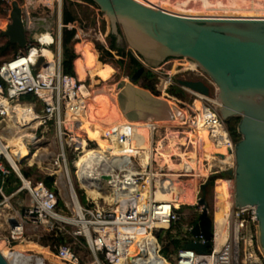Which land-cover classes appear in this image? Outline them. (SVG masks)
I'll use <instances>...</instances> for the list:
<instances>
[{"label": "built area", "instance_id": "built-area-1", "mask_svg": "<svg viewBox=\"0 0 264 264\" xmlns=\"http://www.w3.org/2000/svg\"><path fill=\"white\" fill-rule=\"evenodd\" d=\"M53 1H50L51 6L54 4ZM55 2L60 13L61 0H55ZM21 10L22 21L26 17L28 23L32 20L42 22L44 19L41 15L33 18L34 16L27 8H21ZM67 26L75 28L74 23H68ZM45 36H48L49 39L46 40ZM75 37L76 35H74ZM54 43H56V47L52 49L50 45ZM24 47V51L0 64V126L2 129L7 126L8 112L3 102L11 104L15 100L21 102V99H23L21 103L29 104L35 109L41 120L40 125L52 120L57 128L60 146L58 153H60L67 178L70 181L65 148L68 146L73 151L75 161L82 151V144L79 135L74 133L75 130H78V121L70 118L69 114L77 113L86 106L87 99L90 97V89L86 86L85 81L78 80L75 74L65 75L62 73L61 43H59L58 36L54 38L52 33L43 28L36 32H28ZM43 47L49 49L50 55L42 52ZM39 56H42L44 60L38 69H33L32 66L37 62ZM137 58L142 63L138 56ZM184 59L188 60V58ZM189 61L192 60L189 59ZM197 68L198 66L189 70L193 71ZM148 70L153 72L155 68H148ZM202 74L204 78L195 80L202 81L209 87V91L212 85L215 88L214 94L209 93L206 96L181 87L176 83V80H172L170 75L164 79H160L159 76L157 78L160 79L161 89L167 90L171 85H176L192 96L188 102H181L182 105L174 103L175 110L171 109L173 116L183 121L184 126L182 127L186 128L178 129L174 133L177 136L181 135L178 137H183L188 132H194L198 127L205 128L207 135L215 144L226 147L225 149L230 152L231 162L220 164L214 161L209 166L205 160L201 166L206 172L202 174L199 171L196 172L191 159L186 158L183 168L173 171L167 162L161 164L156 157L155 133L158 130L157 127L147 129L148 139L150 138L151 141L149 144L143 145L141 141L144 135L139 132L140 129H127L116 125L112 129H107L104 137L114 145L126 147L129 152L120 153L121 156L127 155V159L112 162L109 171H104V174H101V176L109 175L111 177V181L108 183L110 201H106L102 197L97 203L87 196L85 202H80L72 189L77 203L73 201L70 190L69 205L72 207V212L67 215L58 208L57 192L46 187L41 181H31L24 177L21 169H13L3 153L0 152V177L3 179L10 171H13L20 181L18 187L9 194L4 192L0 184V218L3 219L6 227V242L14 243L23 240L25 228L30 225L34 228H42L46 234L60 235V241L54 245L53 255L64 264H123V260L127 258H131L136 264L142 262L141 256L146 253L153 255V257L151 255L150 264H247V257L245 259L242 252L241 237L243 233L246 236V252L250 244L252 227L255 235L257 234L258 241L255 208L249 205L235 207L232 203L226 235H223L224 229L218 231L215 219L211 218L212 237L205 252L181 246L175 249L171 256L161 253L162 247L158 236L178 222L179 206L184 204L180 203L178 207L174 205L173 202L177 200L179 194H176L173 200L156 198L159 189L166 188L165 184H162L163 181L173 182L174 177H194L198 179L200 186V184L208 182V178L214 174L226 173L232 170L233 166L234 142L226 127V120L221 117L218 111L220 104L217 99V88L205 73ZM29 96H33V99H25ZM36 105L40 107L39 110ZM66 137H70V140ZM90 142L95 143L87 140L86 147L95 148L96 144L90 146ZM32 145L29 144V148ZM143 153H147L148 156L144 158ZM2 158L10 167L4 165ZM74 161L72 162L73 166ZM23 193L27 196L28 203H19V207H12L11 200ZM4 208L8 210L6 214H4ZM196 222L197 219L194 223ZM194 223L183 226L184 236L181 239L184 242L194 241L203 244L205 239L200 233L195 236L191 234ZM186 233L190 234L191 238H188ZM70 238L81 241L88 256H82L77 252L69 241ZM133 246L137 247V252H140L139 256H136V252L132 251ZM48 248H50L49 245ZM242 257H244L243 262L241 261ZM253 262L259 264L256 263V260Z\"/></svg>", "mask_w": 264, "mask_h": 264}, {"label": "water", "instance_id": "water-1", "mask_svg": "<svg viewBox=\"0 0 264 264\" xmlns=\"http://www.w3.org/2000/svg\"><path fill=\"white\" fill-rule=\"evenodd\" d=\"M91 1L103 13L100 42H104L107 32L114 33L142 61L129 81H120L117 88L131 87L146 102L159 100L134 83L146 67L156 68L168 58L184 57L194 61L217 88L221 117H239L236 130L240 138L233 144L234 167L226 173L234 179V206L255 208L258 244L264 254V18L188 17L136 0ZM21 16L18 2L13 1L10 22L2 32L10 42L23 47L27 33L39 31L42 22L28 23L27 17L22 21ZM61 27L60 23L59 43ZM43 60L39 56L32 68L38 69ZM176 83L206 96L210 93L199 80L178 78ZM102 177L111 181L109 175ZM207 187L208 182L199 186L202 194L197 205L201 211L191 228V234L200 233L205 242L188 241L183 245L198 252L207 250L212 237V219L205 199ZM0 264H11L1 250Z\"/></svg>", "mask_w": 264, "mask_h": 264}, {"label": "rangeland", "instance_id": "rangeland-1", "mask_svg": "<svg viewBox=\"0 0 264 264\" xmlns=\"http://www.w3.org/2000/svg\"><path fill=\"white\" fill-rule=\"evenodd\" d=\"M13 1H17L19 4V7L27 8L31 12L32 16H34L33 18H36L35 16H39V15L44 17L43 14L45 15V13L46 14L48 13L49 17L48 18L44 17L45 20L44 19L42 20L43 26L41 28L47 29L50 33H52L54 38L55 37L57 38L58 30H59V23L61 22V12L59 14V12L57 10V3L55 2V0L53 1L54 4L52 6L50 4L51 0H30V1L29 0H5V2H4L5 4L0 3V31L4 30L7 26V24L10 22L9 13L11 10V3ZM137 1L143 3L147 6H151V7H158V8L166 7L168 9L174 10V8H172L170 5L175 3L178 0H137ZM226 1L225 0H218V1L217 0H215V1L214 0L213 1L212 0H206L207 4L204 5L203 0H192L190 2L191 5L189 7H192L194 13H196V14H214V15H227V16L228 15H237L238 16V15H257V14H259V12L257 11V9H254L256 7V4L259 2L260 3L262 2L261 4L264 6V0H256L257 2L255 0H243V2L241 0H226ZM211 3H213V4H211ZM63 4L71 6L77 15V20L73 23L75 25V35L79 34V36H80V40L78 39L79 43L77 45L78 50H79V58L81 57L80 58V65L82 67L85 66L83 63V59H86V58L91 62V66H90L91 69L88 68V70H87V73H88L87 80L86 81L84 80L86 86H88L90 88V93L92 92V89H93V88L91 89L90 84H92L94 86H100V88L102 86L110 87L112 90V91H110L111 92L110 101H111V103L118 105L120 107V98L121 97L119 94H121L120 92L122 90H121V87L117 88V84L120 81H126V82L129 81V78L131 76H130V68H129V61H128L127 54L131 52L132 55L137 58L136 54L128 48V46L126 45V43L122 39H120V41H118V45L124 50V53L126 55L121 56L116 50L111 49L109 47V33L108 32L105 36L104 42H100L103 13L99 10V8L97 6H95L91 3H88L86 1H83V0H61V10H62ZM236 4H237V7H236ZM210 5H212V6H210ZM207 6L208 7L210 6L209 9ZM245 6H247V7H245ZM234 8L237 10H235ZM241 9L242 10L244 9V10L242 11ZM250 9H252V10H250ZM245 10H247V11H245ZM261 13L264 14V11H262ZM230 17H233V16H230ZM242 17H245V16H242ZM115 30H116V32L118 31V29L116 27H115ZM5 40H6V37H3V38L0 37V45H3ZM93 42L99 48L104 50V52H105L104 53L105 54L104 60H103V62H101L100 65H98L94 61H92L93 51L95 52V54H98V55L100 53V51H96V49L94 48V46L92 44ZM50 47L52 49H54L56 47V43L50 45ZM71 47H72V44H71ZM80 49H81V51H80ZM109 49H110L111 56H108L107 52H106V50L108 51ZM8 56H9V54L3 55V56L0 55V62L3 61ZM81 60H82V63H81ZM195 67H196V65L192 64L189 61V59L188 60L184 59V58H178V59L177 58H168V59H166L165 62H163L160 66L156 67L155 70L153 71L154 77L152 78V82L154 84L156 92L152 93L150 90L149 91L154 96H157L158 98H164L166 100L173 101L176 105H179L181 102H188L192 98V96L189 93H187L186 91L183 90L185 92L184 97L172 96L169 93H167V90L165 88H163V89L160 88L161 87L160 86V79L166 78L167 75H170L172 80H176L178 78L183 79L186 77H193L195 79L196 78H204V76L202 74L203 72L199 68H197L196 70H193V71L189 70V69H194ZM73 68H74V64H73ZM146 69H148V68L146 67ZM74 74H75V70H74ZM157 76H159L160 79H158ZM134 85L144 88L141 85L140 80L135 82ZM144 89H146V88H144ZM146 90H148V89H146ZM214 92H215V88L211 85L210 86V94L211 93L214 94ZM25 99H27V98H25ZM17 102L21 103V102H23V99H21V102L19 100H15L13 103L16 104ZM133 102H134V100H133ZM140 103L142 104V106H144V108L140 107L141 110H140L139 115L130 119L126 123L120 124L119 126L125 127L127 129H137L140 126H142L143 120L152 117L153 110L156 114H160V115L162 114V113H160V111L158 109L155 110V108L159 107L160 105L150 104L149 102H144L143 100ZM166 103H167L168 107H173L172 104H170L168 102H166ZM129 105H130V102L127 100L125 104L121 105V108H120V110L118 109L117 113L118 114H122V113L127 114L128 112H134V111H132V107ZM180 105H182V104H180ZM36 108H37V110L40 109V107L38 105H36ZM32 109L34 111L35 116L39 117L36 114L35 109L33 107H32ZM85 111H86V107L84 106V108L81 110V115H79L77 117V119H79L78 130L74 131L75 134L79 135V137L81 139L80 142L82 144V147H83V140L85 142L87 141L86 140L87 133H86V130L83 126V117H82ZM85 124H86V121H85ZM156 129H158V130H156V133H155L156 152L157 151H158V153L162 152L161 146L163 145V146H166L167 150L177 153L176 152L177 145H176L175 141H173L172 143H170V142L168 143V140L169 139L176 140L175 137L177 136V134L174 132H176L178 129L181 130V129H186V128H183L182 126H173V127L169 126V127H157ZM29 131L31 133H33L34 136L36 137L35 140H29L26 138L16 139L12 143H10L7 148L9 151V148L12 145H17L18 148H17L15 153L20 157L19 159L15 160V162L17 163V167H19L20 169L31 167L32 170H31V175H30L29 179L31 181H37L36 178L39 175H51L52 174V172H50L52 170V168L50 167L51 166L50 159L59 151V148H60L59 139L57 136V128H56V126L52 120L47 121L46 123H44L40 126L38 125L37 128H35L33 130L30 129ZM5 132H6V128L4 127L2 129V127L0 126V135H3V139H1L2 141L4 140V136L6 134ZM75 134H71V135L74 136ZM178 136H181V135H178ZM178 138H180V137H178ZM67 139L70 140V137H68ZM23 144L25 145L24 150L19 148ZM29 144H33V145L30 146V148H29ZM94 144H96V143L90 142V146H92ZM97 146L101 147L99 145H97ZM97 146L95 148H98ZM95 148H92V149H95ZM179 150H181V148H179ZM39 153H43L45 155L41 158V156L38 155ZM65 154H66V159H67V165L66 166H67V170L69 172L70 181L67 178L65 168L63 165L61 167H57V169L54 170V171H56L57 174H60L62 176L61 177L62 181H60L58 175H56L54 173H53V175L55 177L54 186L56 187V190H57L56 192L58 194L60 201L62 202V204H59L58 208L62 213H65L68 215V214H71V212H72V209H71L72 207L69 205V194H70L71 187L73 188V190H74V192H75V194H76V196L80 202H82L81 201V195H84L85 198L88 196L90 199H92L91 198L92 194L89 190H86V187L82 184V181L80 179V174H79L75 164L73 166V163H72L74 161L75 155H74L73 151L70 150V148L68 146H67V148H65ZM163 154H165V153H163ZM142 155L145 157V153H143ZM83 156H84V153H83V151H81V153L78 155V157L75 159V161L81 159ZM205 159H209V160H206L208 163H213L215 161L209 157H204V158L195 157V163L197 165H200L203 161H205ZM218 160L221 161L218 163H220V164L224 163L225 162V156L222 158L219 157ZM2 161L6 167H10L5 162L4 158H2ZM232 165H233L232 166V169H233L234 160L232 161ZM74 167H75L76 178L74 176ZM205 171L206 170L203 169L202 174H204ZM78 177H79L80 181L78 180ZM210 178H214V181H212L211 184H208V187L206 189L205 199L207 202L208 214L213 219L215 212L217 210V207H216V203H217L216 188H217L218 184L222 181H225V180L230 181L229 200L232 201V203H233V201H234V179H233V177L229 176L225 172H218ZM210 178H208V181ZM218 179H221V180L216 183V181ZM173 180H174L173 183L177 184L178 187L180 186L179 189H181V188L183 189L182 192L184 193V195L181 198V202L186 200L185 197H187L186 196L187 193H190V195L194 194L193 200H191L189 202H185L184 204H181L180 206L179 205L176 206V207L179 206V210H178L179 220L177 222V224L179 225V229H178V233H175V234H177V236H179V237H182V236H184L183 226L187 225V224L191 225L190 222L192 220H194L195 218L198 219V215L201 211V206L197 205V200L201 196L202 192L199 189V183L197 181L198 179H195L194 177H178V178L174 177ZM157 195L161 196L165 199H169V200L173 197L172 194H170L166 191V188H164L163 190L159 189V191L157 192ZM99 198L100 197H94L93 200L97 201ZM107 198L108 197L105 198L106 201H107ZM19 203H21V204L28 203L27 196L24 193L20 194L19 196H16L10 202L11 206L15 207V208L19 207ZM97 203H98V201H97ZM7 212H8V210L6 208H4V214H6ZM6 234L7 233H6V227H5L4 221L2 218H0V245L3 247V244H4V247L6 246L10 250L15 249L14 253H25V255H27L29 257L28 259H25V260L23 259L22 262L18 259L17 260L18 264H58L56 259L48 254V252H51L52 254L54 253V251H53L54 246L50 245V243H51L50 240L49 241L48 240L47 241L42 240L43 237H45L47 235L46 233H44L42 228H40V227L34 228V227H31L30 225H28L25 228V232H24V236H23L24 239L21 240L20 242L7 243L5 240ZM163 234H165V231H163L161 236ZM186 234H187L188 238H191L190 234H188V233H186ZM69 241H71V243L74 246V248L76 249V251L79 252L82 256H88V253H87L85 247H83V244L81 241H79L78 239H75V238H70ZM184 243L185 242L183 241L182 244L184 245ZM248 243H249V241H248ZM43 244H46L47 247L49 245V247H50L49 250L46 247H44ZM256 244H257L258 251L264 256L262 250L260 249L258 241L256 242ZM241 245H242L243 256L245 257V259L247 257V264H252V263L254 264V262H253L254 260H256V263L258 262L259 264H261V263L264 264V261H261V259L254 258V256L252 255V253L250 251L247 250V252H246V236H245V241H242ZM16 246H19V247L16 249ZM133 247H132V249H133ZM248 248H249V246H248ZM253 250H255V249H253ZM151 255L146 254L143 256V258L149 257L151 259ZM152 257H153V255H152ZM244 257L241 258L242 262L244 261ZM262 260H264V257ZM139 264H147V261L144 260Z\"/></svg>", "mask_w": 264, "mask_h": 264}, {"label": "bare ground", "instance_id": "bare-ground-1", "mask_svg": "<svg viewBox=\"0 0 264 264\" xmlns=\"http://www.w3.org/2000/svg\"><path fill=\"white\" fill-rule=\"evenodd\" d=\"M191 1L192 0L176 1L175 3L170 5L172 8H174V10L168 9L166 7H163L160 9L167 11L169 13L176 14V15L188 16V17H220V16L221 17H230V16L242 17V16H245V17H251V18H264V14L261 13L262 11H264V6L261 4L262 2L260 3L259 1H258L259 3H257L256 7L254 8V9H257L259 14L257 15H238V16L237 15L227 16V15H214V14H196L194 13L192 7H189L191 5L190 3ZM241 1L243 2V0ZM203 3L204 5H206L207 4L206 0H203ZM236 7H237V4H236ZM45 38L46 40L49 39L48 36H45ZM75 38L80 40L79 34H77ZM42 52L44 54L50 55L49 49L45 47L42 48ZM83 63L86 67L90 68V63L87 59H83ZM191 63L197 66V64L194 61H191ZM90 87L91 89L92 88L93 89H92V92L90 93V97L87 99V104L85 106L86 111L84 112L82 116L83 126L87 133L86 140L94 141L96 143V146L99 145L102 148L98 146H97L98 148H95V149L88 148L86 147V142L83 140L82 151L84 153V156L81 159L75 161L74 164L80 174V179L82 181V184L86 187V190H89L91 192L92 194L91 198L93 199L94 197H100V198L103 197L105 199L106 197H108L107 201H110L111 197H110V188L108 184L109 182L104 180L101 174H104L103 173L104 171L105 172L109 171V166H111L110 164H112V162H117V161H122V160L127 159V155L121 156L120 153H127L129 151L124 146L112 144L106 137H104V133L106 132L107 129H112L113 126L114 127L116 125L119 126L120 124L126 123L130 119L138 116L141 110L140 107L144 108V106H142L140 102L142 100H145V98L141 99L137 95V93L133 90V88L126 86L120 92L121 94H119L121 97L120 107H119L118 105H115L111 103L110 101V95H111L110 91H112L110 87L102 86L100 88V86H94L92 84H90ZM127 100L130 102L129 106L132 107V111L134 112H128L127 114L126 113L118 114L117 113L118 109L120 110L121 105L125 104ZM149 101H150L149 102L150 104L160 105L159 107L155 108V110L158 109L160 113L162 114L161 115L156 114L153 110L152 117L143 120L142 126L137 128V129H140L139 132H141V134L144 135V136L142 135L143 140L141 141L143 145H147L151 141L150 138L148 139V135H147L149 129H154V127L184 126L183 121L178 120L173 116L172 110H175L174 107H168L167 103L161 99L159 100L150 99ZM3 103L6 105L8 116L6 119L7 126H5L6 134L4 136L3 141L1 140L3 139V135H0V152L3 153V155L5 156L10 166L13 169L18 170L19 167H17V164L12 159V156L10 155L7 147L10 143H12L16 139L26 138L29 140H35L36 137L29 130L30 129L33 130L37 128V126L41 124V120H39L40 117L35 116L32 106L29 104H26V103H16V104L11 103L10 104V103H7L6 101H4ZM71 114H72L73 119H77V117L81 115V110H79L77 113H71ZM77 121H79V119H77ZM85 121H86V124H85ZM175 138L176 140L169 139L168 143L169 142L172 143L173 141H175L177 145L176 155L178 159L174 160L172 159L173 157L170 158L166 154H162L160 156V160L162 161V163L164 164L167 162L169 164V167L173 169V171H177V169L181 170L183 166L185 165L184 160L186 158L191 159L193 166L196 169V172L199 171L200 168L195 163V157H201V158L209 157L217 162H221L218 160L219 157L222 158L225 156V162L222 164L231 162L232 156L230 152L227 149H225L226 147L219 145V144H215L212 141L211 137L207 135V132L205 128L203 127H198L196 128L194 132H188L183 137L178 138V136H176ZM179 148H181V150H179ZM157 153L158 151L156 152V154ZM38 155L41 156L42 158L45 154L39 153ZM147 156L148 154L145 153L144 158H146ZM205 160H209V159H205ZM50 164L55 167H61L62 165L64 166L60 158V153H56L50 159ZM210 164L212 163H209V166ZM65 172H66V168H65ZM54 174L58 175L59 177V174L57 173H54ZM74 175L76 176L75 172H74ZM80 179L78 177L79 181ZM220 180L221 179H218L216 183ZM169 181L170 180H165L163 181V183L160 181V183L165 184L166 191L173 195V197L170 200H173L176 194H179L177 200L173 202L174 205L177 206L181 202V198L184 195V193L182 192L183 189L182 188L179 189L177 184L171 181L169 182ZM229 186H230V181L225 180V181L220 182L216 188L217 210L215 212L214 219H215V223H216V227L218 231L220 230L222 231V229H224L223 235H226V232L228 231L227 222H229V218H230L229 216L231 213V205H232V201L229 200ZM71 189L73 188L71 187ZM71 195H72L73 201L77 203L73 190H71ZM156 198L161 199V200L165 199L163 197H159L157 194H156ZM166 200H169V199H166ZM241 239L242 241H245L244 233ZM18 247L19 246H16V249ZM0 249H1L2 254L9 260L11 264H18L17 262L18 259L22 262L23 259L25 260L29 258L27 255H25V253H14L15 249L10 250L6 246L4 247V244H3V247L2 246L0 247ZM132 251H135L136 256H139L140 252H137L138 251L137 247L134 246ZM48 254L54 257L56 261L58 262V264H64L57 257H55V255H53L51 252H48ZM144 255L141 256L142 257L141 260L142 261L146 260L147 264H150L151 259L149 257L143 258ZM123 264H135V263L132 261L131 258H127L123 260ZM136 264H139V263H136Z\"/></svg>", "mask_w": 264, "mask_h": 264}, {"label": "trees", "instance_id": "trees-1", "mask_svg": "<svg viewBox=\"0 0 264 264\" xmlns=\"http://www.w3.org/2000/svg\"><path fill=\"white\" fill-rule=\"evenodd\" d=\"M83 1H86L88 3L95 5L91 0H83ZM4 2H5V0H0L1 4H5ZM48 15H49L48 13L47 14L45 13V15L43 14V16L45 18H48L49 17ZM76 20H77V15H76V12L74 11V9L71 6L63 4L62 10H61L62 27H61V39H60V41H61L60 42L61 43V71L65 75H74V70H75V74H76L77 79L80 81H82V80L86 81L87 77H88V73H87V70L80 65V58L81 57L79 58V50L77 47L79 40L74 38L75 28H73V27L69 28L67 26L68 23H73ZM0 37L1 38L6 37L4 44L0 45V55L3 56V55L9 54V56L6 57L3 61L10 59L13 56L17 55L19 52L25 50L24 46L20 47L18 44L10 42L8 40L7 36L4 35L2 31H0ZM71 44H72V47H71ZM92 44H93L94 48L96 49V51H100V53L98 55V54H95V52L92 50L93 51L92 61H94L96 64L100 65L101 62H103V60H104V56H105L104 53L105 52H104V50L99 48L94 42ZM109 47L113 50H116L121 56L126 55L124 53V50L116 43V35L113 33L109 34ZM80 51H81V49H80ZM106 52H107L108 56H111L110 49L108 51L106 50ZM127 56H128L130 76H131L142 65V63L140 62V60L138 58L134 57L131 52L128 53ZM1 62H0V64H1ZM73 64H74V69H73ZM153 77H154V73L151 70L145 69V71L140 75L139 80L141 81V85L144 88L150 90L152 93H155L156 92L155 87H154V84L152 82ZM167 93H169L172 96H176V97H184L185 96V92L176 85H171L167 89ZM32 99H33V96L27 97V100H32ZM159 99L166 101V102H168L174 106L173 101L166 100L164 98H159ZM17 103H19V102H17ZM238 121H239V117H231L228 120H226V127L228 129V132H229L233 142H236L240 138V135L237 133V130H236ZM24 147H25V145L23 144L19 148L24 150ZM17 148H18L17 145H12L9 148L10 155L12 156V159L14 160V162L16 159L20 158L15 153ZM31 170H32L31 167L30 168H21V173L24 177L29 178L31 175ZM36 180L43 182L45 184V186L48 187L49 189H51L55 192L57 191L56 187L54 186V180H55L54 175H39L36 178ZM212 181H214V178H210L208 181V184H211ZM0 184L2 185L4 192L6 194H9L18 187V185L20 184V181L16 177L14 172L10 171V173L8 175H6L3 179H1V177H0ZM81 201L85 202L84 195H81ZM59 204H62L60 199H59ZM195 221H196V219L192 220L190 222V224H193ZM178 229H179V225L176 222L169 229L165 230V234H163L161 236V234L163 233L162 232L158 236L159 242L161 243V247H162L161 253L163 255L171 256L175 249L183 246V244H182L183 241H182L181 237H179V236H177V234H175V233H178ZM60 239H61L60 235H54V233H51V234H47L45 237H43L42 240L43 241H47V240L49 241L50 240L51 241L50 245L54 246L57 241H60ZM256 242H257V236L254 233V228L252 227L251 232H250V244H249L248 251H250L252 253L254 258L261 259V261H264V260H262L263 259L262 254L257 249ZM43 246L49 250V248L46 246V244H43ZM253 249H255V250H253Z\"/></svg>", "mask_w": 264, "mask_h": 264}, {"label": "crops", "instance_id": "crops-1", "mask_svg": "<svg viewBox=\"0 0 264 264\" xmlns=\"http://www.w3.org/2000/svg\"><path fill=\"white\" fill-rule=\"evenodd\" d=\"M86 58V57H85ZM87 59V58H86ZM88 60V59H87ZM89 61V60H88ZM81 63H82V60H81ZM89 63H90V66H91V62L89 61ZM83 65V64H82ZM84 66V65H83ZM85 67V69L86 70H88V67H86V66H84ZM70 118H72V114H71V116H70ZM162 147V152H160V153H157L156 154V157H157V159H158V161H160V163L161 164H163L162 163V161L160 160V156L163 154V153H165L168 157H173L172 159H174V160H176V159H178V157H177V153H175V152H171V151H169V150H167V148H166V146H161ZM199 166V172L200 173H203V168H202V166H201V164L200 165H198ZM51 168H53L50 172H52V173H56V171H54V170H56L57 169V167H55V166H52L51 165ZM60 177H62L60 174H59V179H60V181L62 180V178H60ZM178 188H180V186L178 187ZM186 196L187 197H185L186 198V200H184L183 202H180V203H185V202H189V201H191V200H193L194 199V194L193 195H190V193H187L186 194ZM159 197H161V196H159ZM180 203H179V205H180Z\"/></svg>", "mask_w": 264, "mask_h": 264}, {"label": "flooded vegetation", "instance_id": "flooded-vegetation-1", "mask_svg": "<svg viewBox=\"0 0 264 264\" xmlns=\"http://www.w3.org/2000/svg\"><path fill=\"white\" fill-rule=\"evenodd\" d=\"M114 34V33H113ZM116 35V34H115ZM116 43L118 44V38H117V35H116ZM184 79H190V80H195V78L193 77H186Z\"/></svg>", "mask_w": 264, "mask_h": 264}]
</instances>
